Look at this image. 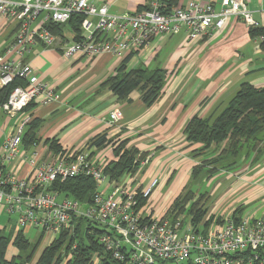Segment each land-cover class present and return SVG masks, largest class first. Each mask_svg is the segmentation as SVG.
<instances>
[{
	"label": "crops",
	"instance_id": "obj_1",
	"mask_svg": "<svg viewBox=\"0 0 264 264\" xmlns=\"http://www.w3.org/2000/svg\"><path fill=\"white\" fill-rule=\"evenodd\" d=\"M91 1L99 6L108 4L109 11L114 14L133 13L146 5V0ZM185 1L176 0L174 4L182 5ZM203 1L218 5L221 0ZM247 2L261 27H264V0ZM66 26L71 35L66 33ZM16 33V23L0 16V58H16L15 54L8 53ZM63 34L57 35L60 39L75 40L76 31L70 25L64 26ZM82 35L81 27L80 37ZM157 43L161 45L160 51L155 50ZM164 48L166 53L161 57ZM125 57L104 52L94 58L80 54L66 58L60 45L45 47L39 43L32 46L23 61L36 70L41 81L55 89L59 99L45 102L43 95H39L25 114H30L39 123L36 137L43 160L79 151L97 135L104 136L106 142L101 147L96 145L92 157L97 160L103 157L104 168L117 160L115 147L122 141L127 142L128 148H137L141 157L138 169L135 172L126 171L119 179L105 174L107 179L100 189H109L130 173L139 188L145 187L153 178H159L161 187L149 199V211L146 206L143 210L160 219H169L168 210L192 182L193 166L201 159L192 151L202 144L187 140L186 125L195 115L214 120L245 82L257 88L264 87V50L260 42L252 37L250 27L237 18L229 19L223 28L201 40H189L185 31L153 39L143 51L133 53L128 62V68L159 67L167 71L163 92L150 107L143 102L139 90L131 93V102H123L109 87L103 86ZM116 108L121 110L122 117L117 124L110 126V113ZM0 113L4 116V124L9 118L2 110ZM13 121V125L0 134V145L12 127L17 125L18 119ZM53 141L56 148L52 145ZM262 150L259 156L254 153L250 159L232 168L215 172L207 180L208 189L195 190L197 194H206L204 208L207 214L201 223L206 226L208 220V225L220 222L238 207H243L239 216H264V147ZM5 170L25 177L29 175L30 167L26 161L17 167L15 161ZM27 229L31 228L17 227L12 214H9L7 225H0V233L11 235L6 252L8 260L19 254L14 244L19 233L30 242L38 243L28 264H34L43 250L59 237L39 231L38 238L31 241L26 235ZM44 237L49 239V243L40 246ZM94 264H99L97 258Z\"/></svg>",
	"mask_w": 264,
	"mask_h": 264
},
{
	"label": "built area",
	"instance_id": "obj_2",
	"mask_svg": "<svg viewBox=\"0 0 264 264\" xmlns=\"http://www.w3.org/2000/svg\"><path fill=\"white\" fill-rule=\"evenodd\" d=\"M85 15L79 40L60 39L46 24H63L73 14ZM0 16L17 25V33L8 53L16 58H0V88L15 79L24 83L11 91L0 106L8 118L18 119L1 143L0 212L17 215V227L40 229L53 237L67 230L72 233L75 218H86L105 228L99 242L121 264H264V216L251 218L230 214L220 222L196 224L180 215L175 221L160 219L149 211V199L159 186L153 178L145 187L135 184L132 173L109 189H100L107 175L103 157H92L96 145L90 142L67 156L43 160L39 143L24 147L23 137L33 120L25 108L37 96L45 102L59 99L53 87L40 80L36 70L23 59L32 46L60 45L66 58L80 54L90 58L110 52L124 58L141 52L153 40L165 35L187 33L189 40H201L223 28L229 19L244 21L250 28L261 24L247 0H186L171 5L168 0H146L145 8L133 13L114 14L109 5L91 0H0ZM264 41V34L256 37ZM122 117L119 108L110 113V126ZM26 161L29 175L21 177L5 168ZM89 176L96 182L91 202H83L54 191L57 180ZM140 196L147 202L140 203ZM61 197V198H60ZM253 255L243 259L245 251Z\"/></svg>",
	"mask_w": 264,
	"mask_h": 264
},
{
	"label": "trees",
	"instance_id": "obj_3",
	"mask_svg": "<svg viewBox=\"0 0 264 264\" xmlns=\"http://www.w3.org/2000/svg\"><path fill=\"white\" fill-rule=\"evenodd\" d=\"M175 1L168 0L171 5H174ZM144 8L145 6L142 9ZM84 17L85 15L82 13H75L66 23L48 22L46 26L53 33L62 36L64 35V26L70 25L76 31L75 40H79ZM250 33L252 37L256 38L264 34V27H252ZM260 45L264 50V41L260 42ZM132 55L133 53H130L125 57L117 67L115 74L109 76L103 86L109 87L117 99L123 102H131V93L134 90H139L143 102L150 107L156 103L163 92L167 71L159 67L154 69L144 66L128 68V62ZM23 83L21 79H15L12 84L2 88L0 90V106L8 100L13 88ZM31 103L25 108L26 111L32 105ZM38 124L37 119H33L27 127L23 137L24 146L28 147L39 143L36 137ZM185 133L189 142L202 144L192 151L201 159L193 166L192 182L175 199L167 214L171 221H175L187 211L193 222L198 224L204 220L207 214V209L204 208L206 194H197V191L192 189L193 179H197L201 175L209 178L220 169L232 168L244 160L250 159L254 153L259 156L263 152L264 87L257 88L250 83H243L235 97L214 120L195 115L186 125ZM105 142V137L101 135L95 136L90 141L91 144L99 147L105 145ZM126 143V141H122L115 147L118 158L107 165L104 170L105 174L113 179H119L128 170L135 172L140 165V151L135 147L128 148ZM52 145L57 147L55 141ZM211 146L214 147L208 152L211 156L205 157ZM96 188L95 180L89 176H75L64 181L57 180L52 186L54 191L83 202H91ZM145 202L146 199L140 196L141 205ZM242 211L243 207L236 208L233 212L234 217L238 219L240 217L238 213ZM209 222L210 220L206 222V225ZM73 225V233L69 236L68 231L64 230L55 241L43 250L34 264H62L63 262L65 264H94L96 258L99 264H121L99 242L100 235L107 232L105 228L82 217L75 218ZM10 240V234L0 233V264H28L33 258L38 243L30 242L22 233H19L14 241L19 249V254L12 260H8L6 252ZM252 255L253 253L247 250L243 254V259L247 261Z\"/></svg>",
	"mask_w": 264,
	"mask_h": 264
},
{
	"label": "rangeland",
	"instance_id": "obj_4",
	"mask_svg": "<svg viewBox=\"0 0 264 264\" xmlns=\"http://www.w3.org/2000/svg\"><path fill=\"white\" fill-rule=\"evenodd\" d=\"M71 30L69 29L68 26H66V33L68 35H71ZM167 37V36H166ZM160 43V42H159ZM155 50L156 51H160L161 50V45H159L158 43L155 45ZM166 53V48L163 49V51L161 52V57L164 56V54ZM6 115V114H5ZM2 113H0V134H4L6 130H8L9 127H11L14 123L13 119L12 118H9L4 124V116ZM264 135V134H263ZM263 147H264V142L262 143ZM214 147L211 146V148L207 151V154L205 155V157H210L211 154L208 153L210 150H213ZM207 180H208V177H206L205 175H201L199 178L197 179H193V183H192V187L194 190H200V191H204L206 189H208V184L207 183ZM161 187V183L159 186H157V189H159ZM165 192L167 191L166 189H164ZM61 198V197H60ZM207 206H208V203H207ZM242 216V215H241ZM182 217L188 221V218L190 217V215L188 214L187 211H185L183 214H182ZM8 218H9V214L6 213V212H3L1 217H0V225L1 226H5V224L7 225L8 223ZM17 219V215H12V220H13V223H15ZM39 231H41L40 229H34V228H31V229H27V237L31 240V241H35L37 238H38V235H39ZM49 243V239H46V237L43 238L42 240V243L40 246L44 245V244H48ZM169 264H177L175 262H170Z\"/></svg>",
	"mask_w": 264,
	"mask_h": 264
}]
</instances>
